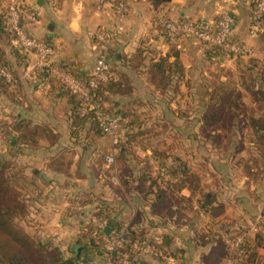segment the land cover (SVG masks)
Returning a JSON list of instances; mask_svg holds the SVG:
<instances>
[{
	"label": "crops",
	"instance_id": "crops-1",
	"mask_svg": "<svg viewBox=\"0 0 264 264\" xmlns=\"http://www.w3.org/2000/svg\"><path fill=\"white\" fill-rule=\"evenodd\" d=\"M26 1L41 9L40 21L31 27V31L37 37L60 46L59 61L69 62L81 74L91 72L101 55L96 48L94 34L99 29H112L117 20L112 0H61L57 6H51L48 0H43L41 5H38L37 0ZM130 2V9L124 17V31L111 46L109 61L115 68V76L122 75L118 71L124 73L131 80L134 91L128 96L109 94L106 103H116L119 110L136 113L146 128L156 129L166 125L200 128L207 123L204 113L207 104L201 105L195 100L197 90L193 88L196 83H204L207 78L227 81L228 77L221 75V71H227L231 77L235 71H241V78L245 71L244 65H248L249 69L251 67L250 72L254 74L258 69L264 68V36L252 37L249 33L255 0ZM224 13L234 17L235 37L253 47V55L230 57L220 52L215 55L191 38L165 40L155 33L153 27V21L158 15L212 27ZM0 45L6 53L10 68L19 79V94H8L0 89V118L8 123L14 121L15 127L17 122L22 123L25 130L23 133L31 132L34 141V145L27 148L18 142L20 132L15 130L8 135L7 141L0 139L3 151L0 156L11 162L9 172L16 174L19 170L17 176L23 178L24 185H20L18 189L26 205V214L16 220L20 231L34 240L59 247L66 258L79 259V264H111L104 255L85 242L88 237L89 216L95 212V205L90 200L101 197L108 203L111 202L113 207L118 208L113 220L125 228L143 204H134L129 198L121 202L111 187L109 172L106 171L105 176H102L105 157L100 156L108 154L111 149L107 136L96 133L90 125L82 126L79 136L73 135V105L68 93L58 86H50L44 91L35 88L33 80L38 71L35 55L26 53L23 63H19L11 52V44L2 42ZM144 47L146 51H143ZM123 58L130 59L131 66H122ZM161 60L169 65L179 61L183 72L176 81L177 91L169 87L162 92L150 81L151 66ZM204 85L206 92L211 90L210 86ZM240 90L244 92L243 89L239 88L238 91ZM44 129L51 136L44 134ZM197 135L194 140L200 142V136ZM140 139L142 149L134 146L132 150L135 156L131 161L134 174H139L143 160H149L153 172L158 171L157 166L153 165L157 144L167 143L170 138L141 136ZM168 157V164H174L172 158L175 156ZM181 159L201 178V170L196 168L197 164L193 163L191 166L188 159L183 156ZM182 194L191 198L188 188L183 189ZM215 200L217 201V197ZM198 202L200 204L199 200ZM192 206L196 214L205 213L203 206ZM191 214L187 211L184 220ZM168 224L152 220L151 232L160 238L170 228L173 231L170 233L174 245L181 247L180 252L185 256L189 238L181 239L180 243L177 237L181 235L184 238V232L180 231L185 229L173 226V223L170 226ZM189 225L193 226V223ZM195 229L191 227L188 230L191 233ZM190 241H193L192 237ZM210 248L211 243L203 247L200 257L193 260L183 258L177 261L172 257H176L174 252L170 255V260H157L155 264H207L205 256Z\"/></svg>",
	"mask_w": 264,
	"mask_h": 264
},
{
	"label": "trees",
	"instance_id": "trees-1",
	"mask_svg": "<svg viewBox=\"0 0 264 264\" xmlns=\"http://www.w3.org/2000/svg\"><path fill=\"white\" fill-rule=\"evenodd\" d=\"M157 2V1H156ZM264 36V33L261 34ZM184 39L178 38L177 40ZM44 40V39H43ZM94 40L95 34H94ZM168 41H176L170 40ZM4 42L11 44V34L7 32L4 28V18L0 16V44ZM47 42V41H46ZM49 43V42H48ZM52 44V43H50ZM12 45V44H11ZM205 46L209 52L218 55L222 54L220 48L215 46ZM145 48V47H144ZM142 48L143 51L147 49ZM12 54L16 57L19 63H23L25 59V52H21L15 47H11ZM112 48L107 52L106 58L110 64L112 76L107 82L101 83L98 88L94 90L96 96L103 103V111L109 112L112 115L121 113L129 114L132 117V121L129 124L125 136L126 143L121 145L118 149L116 156L118 174L121 179L124 190H119L117 192L118 196H121V200L126 201L127 198L136 197L143 204L142 208L138 209L137 214L134 216L133 220L129 223L128 227L125 228V235L128 236L133 241L147 240L153 242L157 247L161 248L165 256L171 255V246L173 244V238L169 234H164L162 237L157 238L154 235H150L152 220H158L162 223L168 224L171 220L178 219L181 213L189 211L190 213H195L193 206L189 204L191 198H186L182 191L188 188L191 192V197L194 196L198 191H201V178L200 176L188 168L187 164L181 158L175 156L172 158L174 164H168L169 157L165 152H159L156 150V157L160 161L161 169L157 173L153 172L152 165L149 161H141V169L138 175L134 174L131 161L135 157L132 153L134 144H142L141 136L148 134L152 129L145 128L139 115L133 112L121 111L117 108L116 103L112 105H107L106 100L109 94L113 95H131L134 91V86L131 80L124 75L121 71L118 73L122 74L119 77L115 76V68L109 61V55L111 54ZM102 54V50H100ZM220 52V53H219ZM28 54V53H27ZM114 55V54H113ZM115 56V55H114ZM113 57V56H112ZM57 63L63 66L68 72L72 73L80 81L89 84L90 72L88 74H81L77 69L66 61H59L56 58ZM131 60L123 58L121 60V65L125 67L131 66ZM139 66V64H137ZM136 66V65H135ZM134 66V68H135ZM0 67L11 72L14 78V85L8 82L0 72V89L6 93H16L19 94V79L16 76L15 71L10 68L8 58L6 53L0 45ZM251 70V67H250ZM182 68L179 61L172 65H169L164 60L154 63L150 68V81L162 92L166 91L169 87L172 90H178L177 82L182 76ZM117 73V71H116ZM252 86L246 88L245 91L251 92L252 98L256 101L255 104L249 106L247 104H237L234 100V93L227 91L226 85L227 81H222V79L217 78V81L211 83V90L207 92L208 95L212 96V102L207 104L204 111L206 122L210 124H226L227 126H233L234 121L241 117V115H249V123L257 131L263 128L264 125V68L258 69L254 74L250 72ZM259 75H262L259 77ZM47 73L43 70H38L33 80L34 86L37 89V84L39 80L45 78ZM50 86H58L64 89L68 93L72 102V133L75 136L80 135V129L82 126L90 125L94 131L98 134L104 135L98 121L95 119V109L88 106L87 112L84 115H80L78 109L81 107L83 100L69 93L63 86L56 83L53 77L49 80ZM242 84L244 85L246 81L242 79ZM242 85V86H243ZM238 97L243 96V92L237 91ZM216 98V100L214 99ZM258 111L262 114L261 117H257L255 112ZM249 112V113H248ZM16 123V122H15ZM17 127L14 126L13 122H6L3 118H0V139H5L7 141L8 135L12 130L20 132L19 143L23 144L27 148L34 145V141L31 138V132H25L23 124L17 122ZM44 134L47 133L51 136L48 130H42ZM26 134V135H25ZM106 153L101 154L100 158H104ZM11 165L10 161H7L4 157L0 156V264H79V259L73 257H65L62 250L50 243H43L28 235L23 234L19 229L16 228V220L26 214V205L22 199V193L18 189L20 185L18 182V176L9 172V167ZM156 173V174H155ZM106 174V169L103 168L102 176ZM108 179V178H107ZM215 195L212 192H207L203 196V200L200 201L199 206H203L204 210L207 212L210 210H216L217 207H222L216 205ZM93 202L94 210L92 214L98 216H106L109 219V224L112 227L121 228L120 223L113 220L110 214L111 206L108 201L101 197H94L90 200ZM186 202V203H185ZM188 204V205H187ZM145 207V208H144ZM221 212H212L213 215ZM211 213V212H210ZM215 221V220H214ZM90 223V220L88 221ZM224 228V233L216 231V226ZM234 222L231 221H217L214 222L212 232L209 234V240L206 241L205 235H202V240L209 243L211 242V248L208 254L205 256L207 264H227L226 260H232L233 264H256V260L259 258L264 260V255H261L258 251V247L264 248V239L258 236L257 242L255 243V238L250 239L247 230L241 229L240 234L230 233L235 231ZM234 227V228H233ZM88 237L86 245H92L99 253L104 255L106 259L109 258L111 264H122L117 252L106 251L102 243L100 242L99 236L96 233V227H90L88 225ZM215 228V229H214ZM101 234V232H100ZM242 236L241 242L237 245V248L230 246L229 241L236 242L238 236ZM257 238V237H256ZM131 245H124L120 251H126L131 253ZM133 260L140 262L142 264H155V261L164 260L163 257L158 258H146L132 255ZM258 264V263H257Z\"/></svg>",
	"mask_w": 264,
	"mask_h": 264
},
{
	"label": "rangeland",
	"instance_id": "rangeland-1",
	"mask_svg": "<svg viewBox=\"0 0 264 264\" xmlns=\"http://www.w3.org/2000/svg\"><path fill=\"white\" fill-rule=\"evenodd\" d=\"M244 70L243 77L241 78V71L240 73L235 71L236 73L234 72L233 77H231L227 71H221V75L228 77L226 89L227 91L230 90V92L234 93L233 98L237 104H247L252 106L256 101L252 98L250 90L248 92L245 91L246 88L252 86L250 76L252 73H250L248 65H244ZM261 76L262 75H259V77ZM242 79L246 81L244 85L242 84ZM215 81L217 80L214 78H207L204 83L203 81L199 85L196 83V86L193 89L197 90L195 100H197L198 103L203 105L209 104V102L213 101L211 98L212 96L207 94V88H204L203 85L206 84L211 87V83ZM239 88L244 90L241 98L236 94ZM214 99L216 100V98ZM255 114L257 117H261L260 114L262 113L256 111ZM126 115L130 116L129 114ZM248 116L249 115L246 114L241 115L240 118L234 121L233 126H227L223 123L210 124L208 122L200 128L189 126L178 128L166 125L161 128H153L151 132L144 135L170 138L167 143H158L156 147L157 151L165 152L168 156L174 155L180 158L183 156L189 160L191 166H193V163L198 165L196 168L201 170L202 189L201 191L197 190L196 194L191 197L193 200L190 199L189 204H194L199 208L200 204L198 200H203V196L207 192H212L213 194H216L217 197V203L215 206H223L220 208L217 207L216 210L209 209L207 212L205 211L204 214L200 215L192 213L186 220H184V215L186 213L184 211V213L179 215L178 219L169 221L167 226H170L171 223H173V226L185 229V231H180L182 233L184 232V238H181V235H177L180 243H182L181 239L185 240V238H189V245L186 246L185 256L184 253L180 252V250H182L181 247H176L173 242V246H171L172 252L170 253L173 254L175 252L176 257H172L177 261H180L183 258L186 260H193L195 257H200V252L203 247L211 243L203 241L201 236L207 234V237L205 235V238L206 241H208L209 239L207 238H209V234L212 232L214 222L217 221H233L236 230L232 231L230 234L233 235L235 232L236 234H240L239 231H242L241 229L247 230L250 239L255 238L254 244H258V236L264 239V125L262 126L263 128L256 131L249 123ZM196 134H198L197 136H200V142L194 140ZM142 145L143 144H134L135 147L140 148L139 150L142 149ZM0 150V153H3L2 148H0ZM198 153L200 156H198ZM154 157L153 165L157 166L158 170H165L164 168H160L161 165L159 159L155 155ZM190 169L193 168L190 167ZM118 179L120 184H111V187L117 198L121 200V196H118L117 192L124 189L119 175ZM18 182L19 184L24 185L23 178L19 177ZM129 199L134 204L141 203L138 199L136 200L132 197ZM121 202H123V200H121ZM110 203L111 202H109V205L112 207L110 214L114 218V213L118 212V208L113 207ZM216 211L221 212L213 215L212 212ZM92 216H94V214L90 213V220ZM192 223L193 226H190L189 224ZM89 224L90 227L95 226L92 222ZM191 227H195L196 229L191 230L190 233L188 229ZM16 228L20 230L17 223ZM216 228L220 230L223 229V231L225 230L219 225H217ZM151 230L149 234L152 236L154 234ZM170 232L173 233L169 228L165 234L171 235ZM191 237L193 240L192 242L190 241ZM239 237H241V235L238 236V238ZM232 243V241H229L230 245H232ZM174 247L176 249H174ZM258 251L261 255H264V248L258 247ZM161 257L165 258L164 260H161L162 262L171 259L170 256H165V254ZM146 258L150 259L153 257L147 256ZM200 259L202 260V256ZM107 260L109 261V258ZM226 263L233 264L232 260L229 259L226 260ZM257 263L264 264V260L258 258L256 260V264Z\"/></svg>",
	"mask_w": 264,
	"mask_h": 264
},
{
	"label": "built area",
	"instance_id": "built-area-1",
	"mask_svg": "<svg viewBox=\"0 0 264 264\" xmlns=\"http://www.w3.org/2000/svg\"><path fill=\"white\" fill-rule=\"evenodd\" d=\"M51 6H57L61 0H48ZM130 0H112L117 20L110 30L99 29L95 32L96 48L102 50L95 65L90 72V81L86 85L57 63L56 58L60 54V46L50 44L37 37L31 27L40 21L41 9L30 5L26 0H0V16L4 18V28L11 34V44L21 52L34 54L36 57V68L43 70L47 76L37 84V90L44 91L50 87V78L53 77L59 85L63 86L69 93L83 100L78 109L80 115L87 112L88 106L95 109V119L98 121L103 133L111 142V149L105 157L104 167L109 172V180L112 184H120L118 179V166L116 156L121 145L126 143L125 132L132 121V117L121 113L112 115L103 111L102 102L94 93L101 83L107 82L112 76L110 64L106 54L113 43L124 31V17L130 9ZM155 33L167 40L178 38H191L208 46L221 49L222 53L232 57H246L255 53V49L235 37L234 17L224 13L212 27H204L200 23L189 20H173L169 17L158 15L153 21ZM252 37H259L264 33V0H255L252 10V23L249 28ZM4 78L14 85L15 81L10 71L0 67ZM90 222L95 224L97 236L103 248L108 252H117L123 264H142L133 260L132 255L153 258L161 257L164 252L153 242L142 240L133 241L125 235V228L112 227L110 235L103 232L105 226H110L106 216L94 215ZM101 232V234H100ZM218 232L224 233L223 229ZM242 236L230 245L237 248ZM131 245V253L120 251L126 245ZM110 262V261H109Z\"/></svg>",
	"mask_w": 264,
	"mask_h": 264
},
{
	"label": "water",
	"instance_id": "water-1",
	"mask_svg": "<svg viewBox=\"0 0 264 264\" xmlns=\"http://www.w3.org/2000/svg\"><path fill=\"white\" fill-rule=\"evenodd\" d=\"M38 1V5H41V2L43 1V0H37ZM51 28V27H50ZM111 231H112V228H111V226H105L104 228H103V232H104V234H106V235H110L111 234ZM81 251V248H79L78 249V252H80Z\"/></svg>",
	"mask_w": 264,
	"mask_h": 264
}]
</instances>
